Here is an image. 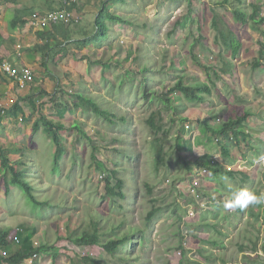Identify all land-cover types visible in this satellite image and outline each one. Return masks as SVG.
<instances>
[{"label":"rangeland","instance_id":"374dc122","mask_svg":"<svg viewBox=\"0 0 264 264\" xmlns=\"http://www.w3.org/2000/svg\"><path fill=\"white\" fill-rule=\"evenodd\" d=\"M217 1L109 2L108 9L132 25L107 21L108 37L79 51L80 57L73 56L74 47L60 46L50 51L48 68L62 77L57 94L68 110L62 105L56 109L50 102L52 75L40 64L42 54L35 52L39 63L34 87L38 91L35 88V93L19 103L24 109L22 116L14 121L4 118L2 125L7 129L0 130V141L20 147L9 155L13 166L28 172L35 188L40 187L34 191L36 197L48 198L51 205L34 207L18 187L5 193L4 176L10 173L0 166L1 228L11 234L20 225L23 229L31 225L32 240L53 244L62 256L61 264H69L67 256L83 255L95 259V264H264V205L242 211L223 207L234 190L264 193V23H241L231 13L232 4L250 14L252 4L258 3L255 18L262 17L264 0H229L224 6ZM34 2V12L49 10H42L46 6L41 1ZM91 9L93 12L81 14L75 28H91L96 12ZM2 11L4 7L0 6ZM4 13L0 15V29L8 30L3 16L10 14ZM216 16L241 42L234 56L219 39L216 41L212 27ZM34 35H27L25 42L20 40L22 47L42 45L44 41ZM129 52L135 58L129 57ZM222 57L231 62L226 73L220 71ZM258 57L260 65L254 68ZM95 59L106 64L89 63ZM147 66L148 71L142 70ZM179 76L185 84L206 83L209 87L203 102L187 101L177 94L178 101L172 105H178V116L189 120L184 122H179L159 98ZM145 89L147 98L143 97ZM30 92L32 86L21 92L13 83L8 94L0 92V104L9 107ZM73 92L92 97L100 108L116 116L114 123L73 108L77 103L70 95ZM245 110L253 112L246 126L253 149L233 144L230 155L222 156L213 145L216 139L197 120L216 114L218 119L211 122L221 124ZM151 113L163 132L156 134L146 123ZM40 115L64 128L60 132L63 147L57 157V171L53 170L54 145L48 129L39 121ZM120 117L125 120L119 121ZM173 118L175 121H171ZM36 122L39 128L34 130ZM75 123L90 139L73 127ZM159 144L163 145L164 162L155 165ZM204 154L202 160H216L220 168L234 171L233 177L225 173L214 177L201 174V167L188 170L184 166V161L192 164ZM18 159L28 165H16ZM31 167L34 170L30 171ZM111 171L124 181L122 201L106 194L104 179L114 182ZM239 172L250 178L240 181ZM145 184L152 187L150 195ZM150 198H156L154 206L159 211L148 221L146 216L153 207ZM94 226L99 227L103 241L130 234L131 243L127 240L117 255H110L98 245L75 246L67 238L85 230L92 232ZM112 226L116 229L111 233Z\"/></svg>","mask_w":264,"mask_h":264},{"label":"trees","instance_id":"16d2710c","mask_svg":"<svg viewBox=\"0 0 264 264\" xmlns=\"http://www.w3.org/2000/svg\"><path fill=\"white\" fill-rule=\"evenodd\" d=\"M173 1V0H170ZM109 2H115V3H124L125 0H77L75 3L72 4L71 9H73L75 12H77L80 15L83 13V9L88 6L90 8H94L96 10L94 15V20L92 22L90 29H79L75 28L77 26L75 21H70L67 24L64 23H58V25H54L53 28H41L36 32V35L39 39L43 40V44L40 45L36 43L33 47H31V51H37L42 54L41 56V66L45 69L47 67L46 61L49 60V54L50 51H53L54 49L60 48V46L67 47H74L75 51L73 53L74 57L78 56L79 51L84 49L85 47H88L90 45H96L99 42H102L108 37V29L109 26L107 24V21H119L126 23L128 25H132V22L130 20H126L121 16H116L113 12H111L107 4ZM48 4V11L60 9L63 8L64 0H49L47 2ZM229 4V0H219L217 1V5L224 6ZM259 6V4H252V11L250 14H247L244 9H242L240 6H234L232 4L231 6V13L233 18L236 21H240L241 23H246L247 21H251L254 24L260 25L261 23H264V16L255 18L256 16V9ZM33 7L25 8L23 10L16 11V14L9 19L7 27L9 29L15 28V27H21L23 28L24 25L27 23L29 16L34 12ZM27 19H26V18ZM74 27V29H73ZM212 27L214 28L216 34L215 38L216 41L219 39L222 44L225 46L227 50L231 53V55H235L241 46V42L238 40V38L235 36V33L229 29V27L225 24L223 19L216 16L212 19ZM2 41V38L0 37V42ZM129 57L133 59L134 56L129 52ZM261 55L263 56L264 53L261 52ZM80 57V56H78ZM86 57V56H84ZM261 57V56H260ZM135 58V57H134ZM262 58V57H261ZM1 59V58H0ZM90 64H98L102 67L106 64L105 61H102L100 59L89 61ZM260 65L259 57L256 59V61L253 63V67H258ZM231 67V62L225 60L222 57V68H220V71L223 73H226L229 71V68ZM142 70H149V67H144ZM6 78L12 81L8 76H6L4 73H2ZM128 74V72H126ZM217 75L218 73L215 72ZM53 79V87L50 90V102L54 104L56 109H58L61 105L63 106V109L68 110L69 107L67 106V103L65 100L60 98L58 96L57 88L58 84L61 82V78L59 74L54 73L51 74ZM65 75V74H63ZM38 90V89H37ZM40 92H46L45 89L39 88ZM59 91V90H58ZM209 91V87L206 83H197V84H185L183 82L182 76H179L177 78V81L172 84L169 88H167L165 91L161 92L159 94V98L161 101L169 108H171L176 116V119L179 122L189 121L184 115L178 116V105H172L173 101H178L177 94H181L184 99L191 102H203L205 100L204 95L206 92ZM64 94L66 91L63 92ZM32 93H29L26 96L19 97L12 105L9 107H5L3 110V113L0 112V129L3 127L2 122L4 118L6 117L9 121H14V118H17L18 115L22 116L24 114V109L22 108L21 100H25L26 98L30 97ZM70 95L74 96L76 98L77 103L73 104V108L75 109H81L86 112H92L100 117H102L104 120L108 121L109 123L113 124V118L116 116L112 113H110L108 110L100 108V106L96 103V101L92 97H84L79 93H71ZM174 96V97H173ZM143 97L147 98L146 89L143 92ZM238 113V112H237ZM253 112L250 110H245L242 115L236 116V117H227L222 121L221 124H214L213 120L218 119V116L216 114H211L208 118L205 116L202 119L197 120V123L200 124L205 128V130L213 136L216 141L213 145L218 147L219 153H221L222 156H229L230 155V149L232 148V145H246L250 149L252 148L251 141H250V133L246 131L247 121L252 116ZM151 116L148 118L146 123L148 126L154 130L156 134H159V132H163V128L161 125H158L155 123L154 117ZM125 119L123 117H120L119 121H124ZM40 123L45 126L51 136L52 144L54 145V155H53V170L59 169V166L57 164V157L59 154V151L62 149L63 146L60 144V136L61 131L64 129L62 124H55L49 120L46 119L45 116L40 115L39 117ZM171 121H175V119H171ZM74 128H76L77 131H79L84 137L89 138L90 136L87 135L86 131L77 123L73 125ZM34 130L39 128L38 122H36L33 126ZM212 145V146H213ZM235 147V146H234ZM94 148V147H93ZM14 151H20V147L16 146L11 143L2 144L0 141V166H2L4 169L9 170V177L4 176V187H5V193L9 194L11 187H18L23 195H25L29 201L33 204L34 207H43V206H50V202L48 198L39 199L36 197V194H34V191L39 190V186L35 188V185L32 183L28 176V172L26 171H19L16 170V168L13 166L10 156ZM206 157V154H204L202 157L197 158L193 161L192 164H189L187 161H184V166L188 169H196L198 167L205 168L208 173L213 175L214 177H218L220 174L225 173L228 177L232 178L234 171L232 170H224L219 167V165L216 163V160L209 159V160H202ZM91 158L95 160L94 153L91 154ZM164 162V156H163V145L159 144L156 148L155 153V165L156 163ZM16 165H25L28 164L18 159L15 163ZM100 163L96 161V166L98 167ZM156 170L158 169L155 168ZM34 168L31 167L32 171ZM55 171V170H54ZM59 173V172H58ZM112 178L114 179V182L112 183L110 179L105 178V191L108 196H110L112 199L118 198L121 201L125 197L124 193V181L122 178L117 177L115 175L114 171H111ZM239 175L241 176L240 181H244L245 178L249 179L250 176L246 173L239 172ZM36 179L38 180V172ZM221 187H225L223 184ZM146 191L150 195L152 193V187L148 184H145ZM152 196V195H151ZM150 196V197H151ZM230 199V198H229ZM156 198H150L149 201L153 204L152 209L148 212L146 219L149 221L152 216L159 211V207H155L154 203ZM228 200V199H227ZM227 200H224L223 203ZM119 207L122 208V205ZM123 209V208H122ZM122 209H116L121 212H123ZM239 211H242L238 209ZM121 223H119L116 227H119ZM25 229L22 228V225H20V228H22V231L18 232V238L19 242L10 241L8 240L9 236V230L4 229L0 227V250H3L5 252V255H2L0 253V264H23L24 260L31 257L32 255H35L33 259V264H39L40 259H42V256L48 255L51 258L52 264H60L59 260H61L60 257L61 254L57 253L55 251V246L53 244H50L48 242L39 243L34 245L32 240L33 234L30 233L32 230L31 225L27 224L24 225ZM115 226H112L110 228V232L114 231L116 229ZM98 226H94V230L92 232L89 231H82L79 235H68L67 238L70 240V242L75 246H93L98 245L101 248H103L106 252H108L110 255L116 254V251H120L121 246L128 240H130V234H120L110 237L109 239L102 240L100 237V232L98 230ZM111 232V233H112ZM214 245L217 244V242H214ZM122 252V251H121ZM117 255V254H116ZM69 259V264H95L96 260L89 257V256H75L74 258H71L67 256ZM183 261H180L178 264H183ZM102 264H109L108 262H102Z\"/></svg>","mask_w":264,"mask_h":264},{"label":"crops","instance_id":"0c3cea01","mask_svg":"<svg viewBox=\"0 0 264 264\" xmlns=\"http://www.w3.org/2000/svg\"><path fill=\"white\" fill-rule=\"evenodd\" d=\"M34 1H36V0H28V1L27 0H0V6L4 7V11H2V12L3 13L9 12V14H10V15H7L8 17L3 16L5 19H7V24H8L9 19H11L16 14V11L23 10V9L29 8V7L34 8L35 6H32L35 4ZM39 1L42 2L43 7L46 6V8L44 7L45 9H42V10H48L47 2L49 0H39ZM38 4L39 3H37L36 6H38ZM2 12H0V15ZM82 12L83 13L84 12H93V10L90 7L86 6ZM29 20L30 19L28 18V21L24 25L23 28L18 26V27L12 28V29H9L7 27L8 30L0 29V37L2 38V41L0 42V58H2V56H6L12 62V64L18 68L22 65H26V66L30 67L32 72H33V78H34L33 79L34 83L30 84V86H32L33 92H30V93H35L37 90V86L34 87V85H37V83H35V75H34L35 72L34 71L37 69L36 67L39 63L38 62L39 57L37 55H35V52H37V51H31L30 50L31 47H33L35 44L34 45L33 44H29V45L26 44V46L22 47V45L20 43V40H22L21 42L27 41L26 40L27 35H30L31 33L33 35L35 34L34 36L37 37L36 32L39 30V28L33 29V28L29 27ZM54 25H58V23H55L52 25L50 24L46 28H49V29L53 28ZM29 28L35 30V33L30 31L31 29H29ZM17 50H19L18 55L16 54ZM21 51L23 52V54H21ZM27 52H28V55H27ZM31 52H34V53L32 54ZM46 63H47V67H48V60L46 61ZM46 70H47L49 75L54 74V73H50L49 68H46ZM13 83H14L13 81L6 78L2 74V72L0 71V92H3V93L6 92L7 93V91H9L10 87H12ZM16 88H17V86H16ZM35 88H36V90H34ZM27 89H28V87H27ZM18 90L20 91V89L17 88V91ZM23 91L24 90H21V92H23ZM25 94L23 96H26ZM20 95H22V94H20ZM23 96H20V97H23ZM3 127H5L4 124H3ZM3 127L0 130H2ZM5 128L7 129V127H5ZM34 242H37V244H38V241L35 239H34L33 243ZM7 264H9V263H7ZM39 264H52L51 258L48 255H45V256H43L42 259H40Z\"/></svg>","mask_w":264,"mask_h":264},{"label":"built area","instance_id":"2783aa9c","mask_svg":"<svg viewBox=\"0 0 264 264\" xmlns=\"http://www.w3.org/2000/svg\"><path fill=\"white\" fill-rule=\"evenodd\" d=\"M77 0H64V7L60 9H55L45 12H33L29 16V27L33 29H41L52 25L55 23H64L67 24L70 21L78 22L80 20V15L71 9L73 3ZM16 54H19V50L16 51ZM0 71L8 76L15 83L18 89L24 90L33 82V72L30 67L22 65L19 68L14 66L12 62L7 57H2L0 59ZM9 106V105H8ZM6 106L0 104V112L3 113V110ZM201 174H206L208 171L205 168H201ZM22 231V228L18 227L12 231L8 236V240L19 242L18 232ZM34 245L37 242L33 243ZM2 255H5L3 250H0ZM35 255L24 260V264H33V259Z\"/></svg>","mask_w":264,"mask_h":264},{"label":"clouds","instance_id":"9594fccd","mask_svg":"<svg viewBox=\"0 0 264 264\" xmlns=\"http://www.w3.org/2000/svg\"><path fill=\"white\" fill-rule=\"evenodd\" d=\"M258 205H264V193H256L243 188L232 191L230 199L223 203V207L227 211L244 210L249 206ZM129 243H131L130 240Z\"/></svg>","mask_w":264,"mask_h":264}]
</instances>
